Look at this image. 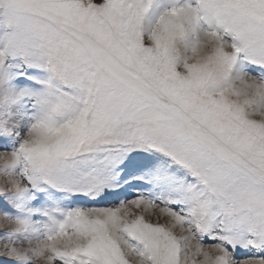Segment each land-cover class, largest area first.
I'll use <instances>...</instances> for the list:
<instances>
[{"label":"snow or ice","instance_id":"6c2138e0","mask_svg":"<svg viewBox=\"0 0 264 264\" xmlns=\"http://www.w3.org/2000/svg\"><path fill=\"white\" fill-rule=\"evenodd\" d=\"M262 112L264 0H0V264H264Z\"/></svg>","mask_w":264,"mask_h":264},{"label":"clouds","instance_id":"9594fccd","mask_svg":"<svg viewBox=\"0 0 264 264\" xmlns=\"http://www.w3.org/2000/svg\"><path fill=\"white\" fill-rule=\"evenodd\" d=\"M205 45H206V47H205V52H206V53H207V52H210V51L212 50V48L214 47V45H213L210 41H206V42H205ZM250 83L254 84L255 81H250ZM237 87H238V88H242L243 86H242V85H237ZM249 91H251V89H249ZM257 118H258V119H262V120H264V112H262V113L260 114V116L257 117Z\"/></svg>","mask_w":264,"mask_h":264}]
</instances>
